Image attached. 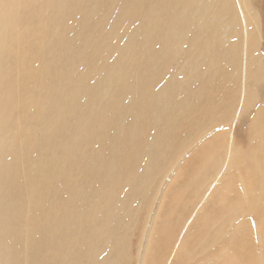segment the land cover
<instances>
[{
  "label": "rangeland",
  "instance_id": "obj_1",
  "mask_svg": "<svg viewBox=\"0 0 264 264\" xmlns=\"http://www.w3.org/2000/svg\"><path fill=\"white\" fill-rule=\"evenodd\" d=\"M186 7L185 0L43 1L38 13L46 24L42 94L55 97L57 117L46 138L56 141L60 129L74 121L73 130L83 128L78 145L82 138L84 143L78 152L74 144L69 159L76 163L63 168L69 169L75 193L88 195L77 194V213L86 209L85 217L95 219L77 224L78 244L87 243L86 249H74L80 250L77 264H264V191L259 200L258 186L234 185V150L245 154V164L254 143L264 144V0H193ZM241 12L248 25L238 21L231 32L228 17L239 18ZM191 36H198V45ZM250 53L251 71L261 70L254 76L246 68ZM211 88L220 92L208 112L210 129L190 144L185 94L187 105ZM134 102L147 110L137 112ZM205 141L220 143L217 155L189 172V160ZM94 191L98 198L102 192L110 197L109 219L97 207ZM218 203L227 209L216 221ZM208 214L209 224L215 221L204 237ZM245 231L252 239L247 250L233 249ZM41 244L38 260L53 264L52 244Z\"/></svg>",
  "mask_w": 264,
  "mask_h": 264
},
{
  "label": "bare ground",
  "instance_id": "obj_2",
  "mask_svg": "<svg viewBox=\"0 0 264 264\" xmlns=\"http://www.w3.org/2000/svg\"><path fill=\"white\" fill-rule=\"evenodd\" d=\"M43 1L46 0H0V257L3 264H42L38 260L37 252V248L42 246L41 240L52 244L53 247L51 249L53 250L51 251L54 252L53 255L55 254V259L52 260L53 264H77L81 248L86 249L87 246L86 240L80 242L82 245L78 244L77 224H89L88 222L90 221L88 219L91 218V221L94 219L91 216L85 217V214L88 212L86 209L77 213V194L80 199H83L85 196L87 198L88 195H85L82 191H79L77 194L75 193V185L71 186L70 183L71 176L68 171L69 169L63 168L69 165L70 162L75 165L76 162H69V159L71 155H75V149L77 148L78 152V148H81L80 144L84 143L82 138L78 145L80 140L78 136L81 133L80 130L83 128L80 125V130H73L74 121L72 124H65L60 129V135L56 141L52 140L53 136L50 139L46 138L57 117L54 116L52 111L55 97L52 94H48L47 98L46 95L42 94L44 88V84L42 83V79H44L43 63L44 65L46 63L44 51V30L46 29V24H44L45 22L41 23L39 12ZM192 2L193 0H185L186 9L190 7ZM187 20L192 23L190 19ZM228 20L230 24L227 22L226 24L231 25V32L236 31L235 25L238 21V26L248 25L247 16L243 12H241L239 18H234L230 15ZM63 24H66V22ZM189 39L194 40L192 41L193 44L198 45V36L195 38L191 36ZM252 39L253 36L250 34L248 40L251 47L254 44ZM153 40H157V38ZM206 41L211 43L209 39ZM249 56L246 62L247 73L249 76H254V71L260 72L261 70L259 71L258 68L253 67V71H251L253 62H251L252 55ZM56 72L58 73V69ZM54 75L56 74L54 73ZM220 83H222L221 79ZM201 86L206 87L207 84L201 83ZM214 89L211 88L200 92L187 105L188 94H185L187 139L190 144L193 143L194 139L201 137L210 129L212 119L208 120V112L212 109L211 105L215 100L219 99L216 96H219L220 92L219 90L213 94ZM141 99L146 100V104L149 105V98L146 94H143ZM147 105L135 103V106H137L136 111L147 110ZM47 113L50 114L47 115ZM131 116L134 118L136 115L133 116L131 114ZM142 118L139 119L140 125L146 123V117ZM176 118L167 126L166 130L171 131L172 125L177 120ZM136 120L134 119L133 123L136 124ZM77 130L80 132H77ZM91 137L93 139V136ZM68 138L70 139L68 143H73V146L65 142ZM75 139L78 141H75ZM74 144L77 147L73 151L72 147H74ZM219 144L212 145L208 141H205L203 145L200 144L202 146L196 149V152L192 155L193 157L189 160L191 166L189 172L194 171L196 166V168L202 169L206 165L207 160L212 161L215 155H217V151L215 150ZM254 144L255 149L251 153L250 161L245 164H243L245 154L240 153L239 150H234L236 154L238 152V155L237 157L235 156L234 160V167H236V177L234 180L236 181H233L237 188L241 186L242 182L245 190H248L249 187L257 188L258 186V191L255 189L257 196L253 195L260 200L262 199L261 193L264 191V177L261 174L264 167V144L261 141ZM234 152L233 154H235ZM121 171L124 174L126 173V169H123V167ZM121 177L118 176L116 180L120 182L124 181L122 180L123 177ZM72 181L74 182L73 179ZM111 182L108 181L106 184L109 188L114 187V183ZM228 184L230 183H226L230 189ZM58 188L61 193H59ZM251 190L254 193L256 192L254 189ZM102 193L99 194L100 198H98L97 193L94 191L95 201H97V207L103 209L106 213V218L109 219L110 210L108 211L105 208V204L109 203L110 197L108 195L101 196ZM230 203L232 204V202ZM255 203L253 202V204ZM222 204L224 203L222 202ZM221 205L217 206L216 221L219 216L220 218L223 217L227 209ZM255 205H251L249 209L255 208ZM235 210H237L236 206ZM94 212L97 214V209ZM214 213L212 212V214ZM207 216L209 214L203 216L206 218L203 227H208L207 230H204V237L209 234V225H214L211 222L215 221H210L209 224ZM212 217L214 218L215 216L212 215ZM217 226L216 228H214L215 226H210V228L217 229ZM216 235L217 233L214 236L216 237ZM250 240L252 241L249 234L245 231L234 239V247H231L245 251L247 249L244 246ZM253 241L256 242L255 239ZM92 242L90 241V244ZM76 246H80L79 251L77 249L74 250ZM72 248L75 251V253L73 252L74 257ZM89 254L92 255L91 252Z\"/></svg>",
  "mask_w": 264,
  "mask_h": 264
}]
</instances>
